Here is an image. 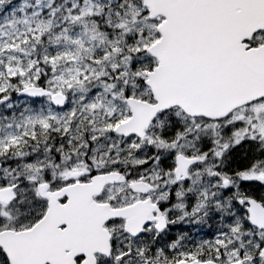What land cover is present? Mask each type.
<instances>
[{
	"label": "snow or ice",
	"instance_id": "1",
	"mask_svg": "<svg viewBox=\"0 0 264 264\" xmlns=\"http://www.w3.org/2000/svg\"><path fill=\"white\" fill-rule=\"evenodd\" d=\"M0 264H264V0H0Z\"/></svg>",
	"mask_w": 264,
	"mask_h": 264
}]
</instances>
